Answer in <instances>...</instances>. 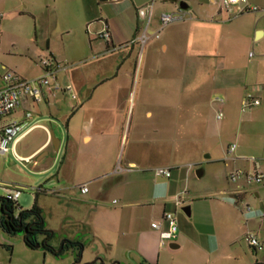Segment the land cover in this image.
I'll return each mask as SVG.
<instances>
[{"label": "rangeland", "instance_id": "rangeland-1", "mask_svg": "<svg viewBox=\"0 0 264 264\" xmlns=\"http://www.w3.org/2000/svg\"><path fill=\"white\" fill-rule=\"evenodd\" d=\"M67 1L69 6L54 0H0V63L25 78L34 79L44 73L42 59L56 57L66 67L59 73L61 83H72L77 95V100L68 95V103L94 95L96 86L103 81L108 84L105 90L109 96L110 89L123 82L131 88L138 109L144 82L181 81L185 100L183 116L175 119L168 116L157 122L144 116L137 118L135 114L132 123L130 120L125 123L121 140L113 147L114 154L102 165L106 169L113 165L112 168L91 182L89 162L94 160V164L98 150L85 145L81 137L76 142L69 140L66 123L58 117V109H66L62 93L57 94L62 103L51 106L45 103L30 106L23 102L20 111L25 108L32 111L39 123L54 131L61 146L57 150L51 145L45 151L46 156L28 163L10 158L9 153L0 154V197H6V186L24 188L18 200L20 210L31 209L37 197L47 227L54 233L51 245L60 247L64 240L80 241L85 246V263L97 258L110 263L111 259L121 257L125 264H138L143 260L135 249L140 235L148 236L153 222L167 231L166 213L176 216L178 236L166 240L154 264L264 263V249L255 251L246 241V235L254 232L264 245V184L252 187L255 191L237 200L231 195L236 185L229 180L233 170L251 168L247 160H233L240 154L258 159L264 170V111L261 113L256 108L244 113L240 108L228 111L225 107V117L219 120V105L215 100L222 98L226 102V98L218 87L202 91L205 104L198 106L191 102L197 78L203 81L204 75L196 73V67L214 62L224 67L220 77L237 80L242 67L258 62L264 42L252 44L244 39L242 26L237 25L242 20L240 14L235 23L224 24L225 37L215 44L217 50L208 53L211 57L203 54L205 57L197 58L202 46L194 47L191 39L179 42L173 39L176 27L182 22L162 30L160 25L156 31L154 25L148 30V20L142 18L138 36H131L123 44L108 45L92 28L98 22L84 25L83 1ZM247 1L259 11L245 12L246 20L254 24L259 21L264 27V0ZM94 12L98 13L96 7ZM146 29L148 35H155L154 40L134 43ZM164 33L170 37L171 46L168 53H159L157 46ZM0 72L4 70L0 68ZM204 88L210 87L204 85ZM100 95L104 92L99 91L97 96ZM169 95L175 96L173 92L167 98ZM153 125L162 129L155 139L166 141L157 149L150 146L154 137L149 132ZM46 139V133L37 129L19 144L18 153L29 155ZM233 144H237V152L229 155L228 149ZM130 161H135L137 166L129 167ZM150 165L171 168L172 177L166 182L158 181ZM118 167L125 171L115 174ZM199 169L204 170L202 177L197 175ZM86 183L91 193L82 194L80 187ZM100 186L105 188L104 193ZM178 199L182 201L179 205ZM189 206L191 217L184 212ZM248 206L254 208V214L246 212ZM125 232L129 236H124ZM172 242L180 247L170 248ZM126 245L129 250H123ZM76 257L74 250L59 259L42 248L32 249L24 243L22 235L8 236L0 226V264H74Z\"/></svg>", "mask_w": 264, "mask_h": 264}, {"label": "crops", "instance_id": "crops-1", "mask_svg": "<svg viewBox=\"0 0 264 264\" xmlns=\"http://www.w3.org/2000/svg\"><path fill=\"white\" fill-rule=\"evenodd\" d=\"M82 1L86 7L81 16L84 25L86 26L87 24L98 22L95 27H92L97 33L108 29L111 34V41H106L108 45L113 44L116 46L117 44H123L124 40H127L131 36H138L140 34V20H142L138 14V10L140 8H146L150 5L153 6V11L150 17L148 30L150 29V26L154 25V27L157 28L156 31H158L161 25V16L165 13H172L180 8L193 13V18H187L186 20L181 21L182 23L178 24L179 27H176L175 36L173 39L176 42L185 39H191L194 47L196 46L198 49L201 44L202 47L196 54V57L199 59L205 57L203 54H208L209 52H214L218 49L215 44L218 42L220 43L225 37V29L223 28L224 24L228 22L235 23L234 20L236 19L235 21H237V17L240 14L243 15L242 18L240 17L242 20L238 19L240 21L237 22V25L239 27L242 26V36H244V39L250 40L252 44H260L264 42V27L260 26L259 21L254 24L245 18L244 13L249 12L248 8H251L248 4V1L247 3L233 5L230 9L222 7V0H114L109 2H101L100 0ZM54 2H59L62 4V6H69L70 3L67 0H54ZM95 7L98 10L97 14L94 12ZM31 14L36 17L35 13ZM99 21H101V23H99ZM166 30L167 29H164L163 31L165 32ZM165 34L166 33H164L163 36L161 35L159 39L160 42L157 46L159 53H168L170 50L171 39L169 36L165 37ZM250 36L251 38L249 39L248 37ZM154 37L155 35L151 34L150 41H153ZM209 42H211V44H209ZM48 47L50 50V46ZM91 48L93 49L92 46ZM219 53L221 52L219 51ZM210 55L208 54L207 57H211ZM250 57L252 56L250 55ZM50 58L53 60L56 66L59 78L60 71H64L66 67H64L62 63L56 59V57L51 56ZM0 68L4 71H11L3 63H0ZM223 68V66H217L214 62L208 64V66L195 68L194 71L196 73L200 74V72H202L204 75L202 76L203 81L200 80V78H197V82L194 87L195 93L191 98L192 104L198 106L205 104L201 95L202 91L204 89H212L213 91L216 87H218V91H222L224 97L226 98V102L223 105V112L225 107L228 109V111H231L232 108L242 109L243 99L247 95L253 94L261 101V104L256 107H250L249 109L252 110L260 108L259 110L262 113L264 111V50L261 53L258 62L251 63L249 67H242V73L240 70L238 71L240 75L238 76L237 80H226L225 77H220L219 72H224ZM18 75L23 77L20 74ZM67 85L73 86V84L70 82H68ZM107 85L108 84L106 81L99 83V85H97L95 88L96 94L94 93V95L84 97V99H81V101H77L75 103H68V94L62 93V96L64 97L63 101H65L66 104L63 105L66 106V109L65 111L58 109V117L62 118V120L66 123L69 133V140L76 142L78 138L81 137L85 145H92L98 150V158L94 164V160L89 162L90 166L88 171H90V174H92V177L89 178L91 182L100 178L101 174H104L106 171L112 168L113 165H111L109 169H106V167L102 165L111 155L114 154L113 147L117 146L119 140H121L125 123L127 120H130V123H132L135 114H137V118L144 116L149 121L159 122L167 119L168 116L173 119H175L177 116L182 117L184 113V85L181 83V81L163 83L144 82L142 86V96L138 100V109H136V103L133 101L131 88H129L127 83L121 82L118 83L117 88H111V93L109 96H106L108 94V92L106 93L105 90ZM204 85L210 88H204ZM99 91L104 92V95L97 96ZM172 92L175 94V96L169 95L171 97L167 98V95L172 94ZM73 99L77 100V98ZM132 101L133 104L131 108L130 102ZM23 102L28 105L30 104V106L40 103H45L47 106H51L52 104H58V102L62 103V100H60L58 95L47 96L43 101L40 102L25 98L22 100L21 106L3 121V124L18 122L22 125L9 154H11L10 158L16 160L18 158L15 156V153H17V155L22 159L20 161L23 163H28L33 161L38 156H40V159L44 157L45 151L54 144L52 139V134H54V131L50 130L48 126L39 123L32 111H30L28 108L20 111L21 107L23 106ZM28 112L32 113L31 118L26 117ZM244 113H247V111ZM13 115L16 117L12 118ZM37 129H42L46 133V141L39 145L31 154L20 155L18 153L19 144ZM161 131L162 129L158 125H153L149 132L154 137V139L150 140V146H152L153 149L159 148L161 144H166V141L155 139V137H157ZM56 142H58L59 149L61 146V141L56 139ZM236 152L237 150L235 153ZM91 157L93 158V155ZM247 159L248 157H245L242 154L237 155L236 158H233V160L237 161ZM128 165L129 167L133 168L137 166V163L135 161H130ZM98 166H101V168ZM160 167H162V165L149 166L150 170L152 171ZM95 171H99V173L95 174ZM159 178L161 177H157V179ZM100 191L104 193L105 188L100 186ZM89 193H91L90 186L88 194ZM256 193L257 196L260 197V194L258 192ZM133 225L134 224H132L130 227L131 230L134 228ZM162 232V229H155L152 227V230L148 236H144L143 234L140 235V239L135 249L138 250L139 255L148 264H154L158 250L164 246L162 245ZM124 236H129V234L125 232ZM122 248H124L123 250L130 249L128 245ZM131 248L134 249V247ZM115 258L121 259V257Z\"/></svg>", "mask_w": 264, "mask_h": 264}, {"label": "built area", "instance_id": "built-area-1", "mask_svg": "<svg viewBox=\"0 0 264 264\" xmlns=\"http://www.w3.org/2000/svg\"><path fill=\"white\" fill-rule=\"evenodd\" d=\"M241 3H247V0H222V7L230 9L233 5ZM249 11L257 12L259 9L254 6L248 8ZM153 11V6L150 5L146 8H140L138 14L141 18L147 19V29L150 24V17ZM187 18H193V13L183 8L178 9L172 13H165L161 16V30L166 28L170 24L181 22ZM147 29L139 38L133 42L141 41L146 44L150 40V36L147 34ZM99 38L109 42L111 41V34L108 29L98 33ZM159 36V35H158ZM253 55V54H252ZM44 73L42 76L34 79H26L11 71H4L0 74V154H8L12 145L15 143V138L21 130V124L18 122H12L10 124H3V121L12 115L17 108L22 104V100L25 98L32 99L34 101H43L47 96H56L58 93L68 94L72 98H77L72 85H63L58 78V71L52 59L44 58L41 61ZM215 103L219 105L217 110V118L222 120L224 118L223 105L224 99L217 98ZM261 104V101L253 94L247 95L242 102V111L246 112L250 107H256ZM27 118L32 117V113L26 114ZM48 130V129H46ZM49 131V130H48ZM237 144H233L229 147V155H233L237 150ZM15 156L22 160L17 153ZM264 160V158L262 159ZM247 161L251 163L250 169L237 168L229 174V180L236 185V190L232 193L234 196H240L253 192L251 189L254 186L264 184V170L262 162L256 158H248ZM125 169L118 167L115 170V174H121ZM154 173L157 177L170 179L172 177L171 168H156ZM7 195L6 198L14 202H18L19 198L24 191V188L16 186H6ZM82 194H88L89 184H83L80 187ZM239 199V197H237ZM237 199V200H238ZM178 199V205L180 204ZM115 203H117L115 201ZM246 212L254 214V208L247 207ZM264 218V213L262 214ZM165 221L168 223V230L163 231L161 234L162 245H165L166 240H172L178 236V222L173 213H166ZM152 227L155 229H161V226L157 223H153ZM246 241L255 251H262L264 249L263 243L254 232H249L246 235Z\"/></svg>", "mask_w": 264, "mask_h": 264}, {"label": "trees", "instance_id": "trees-1", "mask_svg": "<svg viewBox=\"0 0 264 264\" xmlns=\"http://www.w3.org/2000/svg\"><path fill=\"white\" fill-rule=\"evenodd\" d=\"M235 197L240 199V196ZM37 202V197H35L31 209L20 210L18 202L9 200L6 197H0L3 224L8 230L17 228L21 231H26L29 234L26 243L32 249L37 248L39 237L45 238L46 247H48L49 241L53 238V232L47 227L43 209L38 206ZM79 246L80 250H82V245L80 244Z\"/></svg>", "mask_w": 264, "mask_h": 264}, {"label": "flooded vegetation", "instance_id": "flooded-vegetation-1", "mask_svg": "<svg viewBox=\"0 0 264 264\" xmlns=\"http://www.w3.org/2000/svg\"><path fill=\"white\" fill-rule=\"evenodd\" d=\"M0 210H1V204H0ZM2 216H3V213L1 211L0 226H1V230L3 231V233L8 236H16L20 234L23 236L24 243L27 245L26 241L29 238V234L26 231H21L17 228L15 230H8L6 226L3 224ZM53 236H54V233H53ZM40 238L41 237L38 238V245L36 249L42 248L45 251L51 252L55 257L59 259H61L70 250L76 251L77 257H76L74 264H83V263L84 264H100V263L101 264H125L124 261L123 260L120 261L119 258L111 259L110 263H106L102 258H97L92 261L88 260L87 263H85L83 260V252L85 251V246L80 241L64 240L60 247H54L51 245L50 243L51 240H50L48 243L49 244L48 247H46L45 238H41V239ZM80 244L82 245V250H80V246H79ZM10 249L12 250L11 246H10ZM138 264H148V263L145 260H142Z\"/></svg>", "mask_w": 264, "mask_h": 264}, {"label": "water", "instance_id": "water-1", "mask_svg": "<svg viewBox=\"0 0 264 264\" xmlns=\"http://www.w3.org/2000/svg\"><path fill=\"white\" fill-rule=\"evenodd\" d=\"M100 1H101V2H109V1H114V0H100ZM185 8H186V7H185ZM52 139H53V143H54L55 147H56L57 150H58V142H56V139L54 138V134H52ZM46 155H47V153H45L44 156H46ZM197 175H198L199 177H202V176L204 175V170L199 169V170L197 171ZM158 181H160V182H166V181H168V179H166V178H159ZM184 212L186 213V215H187L188 217H191V216H192V211H191V207H190V206L184 208ZM179 247H180V245L177 244L176 242H172V243L170 244V248H172V249H177V248H179Z\"/></svg>", "mask_w": 264, "mask_h": 264}, {"label": "clouds", "instance_id": "clouds-1", "mask_svg": "<svg viewBox=\"0 0 264 264\" xmlns=\"http://www.w3.org/2000/svg\"><path fill=\"white\" fill-rule=\"evenodd\" d=\"M231 195H233V194H231ZM242 199H243V197H242Z\"/></svg>", "mask_w": 264, "mask_h": 264}]
</instances>
